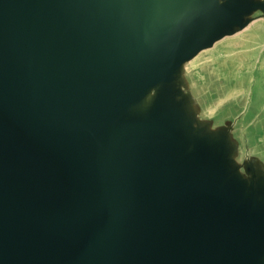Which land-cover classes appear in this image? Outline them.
<instances>
[{
  "label": "water",
  "instance_id": "obj_1",
  "mask_svg": "<svg viewBox=\"0 0 264 264\" xmlns=\"http://www.w3.org/2000/svg\"><path fill=\"white\" fill-rule=\"evenodd\" d=\"M259 71L264 0H0V264H264Z\"/></svg>",
  "mask_w": 264,
  "mask_h": 264
},
{
  "label": "rangeland",
  "instance_id": "obj_2",
  "mask_svg": "<svg viewBox=\"0 0 264 264\" xmlns=\"http://www.w3.org/2000/svg\"><path fill=\"white\" fill-rule=\"evenodd\" d=\"M259 74H260V75H264V71H259ZM259 77H260V76L257 75V82H256L257 84H259ZM262 95L264 96V91H263V94H262Z\"/></svg>",
  "mask_w": 264,
  "mask_h": 264
}]
</instances>
